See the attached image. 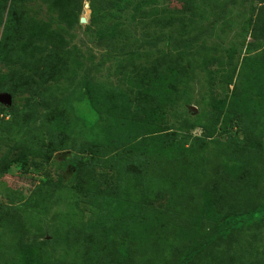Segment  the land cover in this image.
<instances>
[{
	"label": "rangeland",
	"instance_id": "1",
	"mask_svg": "<svg viewBox=\"0 0 264 264\" xmlns=\"http://www.w3.org/2000/svg\"><path fill=\"white\" fill-rule=\"evenodd\" d=\"M9 15L21 35L13 52L9 46L0 51V264H176L184 248L205 231L206 217L196 207L166 223L160 246L151 243L145 224H117L123 217L116 173L83 166L106 128L89 129L76 118L77 108L89 110L90 101L109 108L108 116L117 121L126 96L136 102L140 98L135 95L143 93L160 102L161 109L164 102L179 100L175 112L183 121L182 132L191 137L204 136L200 124L214 114L213 140L232 139V146L249 152V159L247 154L231 156L224 171L233 177L246 169L249 184L261 193L264 0H0V42ZM193 47L207 58L198 60V67L191 59ZM179 55L183 71L163 64L151 83L136 75L137 65H152L161 56L169 63L180 60ZM120 62L122 75L116 72ZM37 71L58 81L39 89ZM113 97L120 105L116 116ZM235 105L244 114L247 133L230 113ZM62 110L64 127L45 124L47 112ZM49 126L63 133L61 149L50 151ZM193 172L200 178L199 170ZM138 181L139 199L132 208L151 207L148 223L165 222L161 213L169 211L168 199L154 195L152 203V196L144 200ZM157 193L169 192L160 188ZM125 205L127 212L132 204ZM231 205L224 215L210 211L207 218L225 228L226 215L239 211ZM167 242L171 249L158 257ZM201 257L203 262L198 257L190 264H264V219L221 236Z\"/></svg>",
	"mask_w": 264,
	"mask_h": 264
},
{
	"label": "trees",
	"instance_id": "2",
	"mask_svg": "<svg viewBox=\"0 0 264 264\" xmlns=\"http://www.w3.org/2000/svg\"><path fill=\"white\" fill-rule=\"evenodd\" d=\"M8 18L9 26L7 24L8 27H4L2 31L0 51L9 46L8 51L13 52L16 49L15 44L17 45L19 42L21 30L11 26L14 24L12 15L11 21L10 15ZM154 49H156L155 46ZM189 50L194 55L191 59L197 60L196 67H198V60H207L206 56L196 54L198 52L196 47ZM179 57L180 60L171 61L167 59L169 63H166L163 60L164 57L161 56L162 59L155 58L152 65L151 63L148 64L149 66H147V63L137 65L136 75L141 80L151 83L158 77L157 72L163 64L169 67L170 65L172 67L177 66L180 71H183L185 69L182 63L183 55H179ZM199 64L202 65L201 62ZM209 64L210 62L204 65L208 66ZM117 67L119 68L116 71L117 74L122 75L125 68L124 63L121 64L120 62ZM204 69L200 67L201 71ZM34 77V83L39 89L46 87L51 81H58L57 77L47 75L43 71H37ZM119 78L117 77V80ZM187 78L189 79L188 76ZM118 82L123 83L120 79ZM144 90L141 92H144ZM135 96L140 98L136 102L135 99L132 100L129 96H126V101H124L126 109H120L119 112L123 114V117L117 121L108 116L106 111L109 108L97 105L92 101L88 103L89 110H79L77 108L76 118L88 125L89 129L106 127L105 137L101 142L91 146V155L83 163V166L88 168L101 167L116 173L119 195L117 200L119 201L118 206L121 208L119 215L123 217L118 220L117 224L120 225L124 221L132 226L134 223L135 225L137 223L140 227L145 224L146 228H150L146 230L147 233L150 234L153 231L152 236L148 234L151 243L154 246H160L158 241H163L166 238L163 234L166 223L171 220H180L183 211L191 210L192 207L198 208L206 217L204 220L205 231L201 232L200 236H195L192 244L184 248L176 264H190L195 262L198 257L202 261L203 256L200 258L201 254L221 236L226 237L231 233H240L253 224H260L264 219V187L260 193L258 186L249 184L246 169L242 174L233 177H229L228 172L224 171V167L228 165L227 160L231 156L238 159L244 158V154H247L248 158L249 152L247 153V149L239 145L232 146V139H228V143L213 140L212 135L218 123L214 114L203 124L199 123L205 135L191 137L189 134L182 132L183 121L181 119L179 121L175 112V106L179 100H168L164 102L165 108L161 109L160 102L156 101L154 103L151 101L153 97L147 98L143 96V93ZM86 98L89 99L87 96ZM113 99L115 102L111 108H115L114 115L116 116L120 105L114 97ZM134 103L136 104L135 109H133ZM230 113H234L233 117L238 126L247 133L244 114L239 111L237 105L230 108ZM167 117H169V120L172 118L174 121L169 122ZM106 118L108 119L106 120ZM43 120L47 125L61 126L58 130L64 127L66 123L63 110L53 111V113L47 112ZM155 121L156 131H151L150 126ZM141 122L145 124V127L140 125ZM50 126L46 128V137L50 141L49 149L50 151L61 149L65 142L60 138L63 133L59 131L52 132ZM182 134H185L186 137L183 138ZM187 144H190V146L186 148ZM199 152H204L207 156L202 157ZM196 170H199L200 178H198V174L194 175L193 171ZM137 180H139L138 183L141 187V198L144 200L147 201L152 196V200H150L152 203L154 195H156V199L164 197L168 199L167 209L169 211L161 213L165 222L160 223L159 221L154 223L155 225L148 223L151 216L149 210H153L151 207L138 205L136 209L132 208L136 206L133 204H136L137 199H139ZM160 188L166 189L169 193L155 194V191ZM201 202H203V206H201ZM232 203L236 205L235 208H238L239 211L233 215H226L224 219L225 228H220L216 221L207 218L210 211L224 215L227 208L232 207ZM125 204H132L131 207H128L129 211L127 212L124 211L126 209ZM184 224H187V222ZM159 230L162 232L158 233ZM169 245L171 243L168 242L166 247L161 244L163 248L159 247L160 250L156 253L157 256L161 257L165 248L171 249ZM240 259H242V256H240Z\"/></svg>",
	"mask_w": 264,
	"mask_h": 264
},
{
	"label": "water",
	"instance_id": "3",
	"mask_svg": "<svg viewBox=\"0 0 264 264\" xmlns=\"http://www.w3.org/2000/svg\"><path fill=\"white\" fill-rule=\"evenodd\" d=\"M80 23L81 24H84L85 23V19H81L80 20ZM10 100H11V98L10 97H6L5 99H4V102L7 104V105H10Z\"/></svg>",
	"mask_w": 264,
	"mask_h": 264
},
{
	"label": "bare ground",
	"instance_id": "4",
	"mask_svg": "<svg viewBox=\"0 0 264 264\" xmlns=\"http://www.w3.org/2000/svg\"><path fill=\"white\" fill-rule=\"evenodd\" d=\"M87 14V13H86Z\"/></svg>",
	"mask_w": 264,
	"mask_h": 264
}]
</instances>
